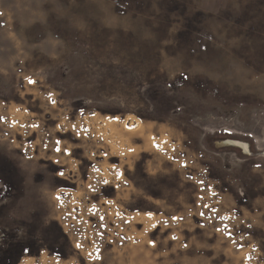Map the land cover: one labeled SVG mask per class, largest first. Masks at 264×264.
Wrapping results in <instances>:
<instances>
[{
    "label": "rangeland",
    "instance_id": "obj_1",
    "mask_svg": "<svg viewBox=\"0 0 264 264\" xmlns=\"http://www.w3.org/2000/svg\"><path fill=\"white\" fill-rule=\"evenodd\" d=\"M0 264H264V0H0Z\"/></svg>",
    "mask_w": 264,
    "mask_h": 264
},
{
    "label": "snow or ice",
    "instance_id": "obj_2",
    "mask_svg": "<svg viewBox=\"0 0 264 264\" xmlns=\"http://www.w3.org/2000/svg\"><path fill=\"white\" fill-rule=\"evenodd\" d=\"M30 83H35L34 81H30ZM123 174L121 173V176H122ZM153 246H154V244H153Z\"/></svg>",
    "mask_w": 264,
    "mask_h": 264
}]
</instances>
